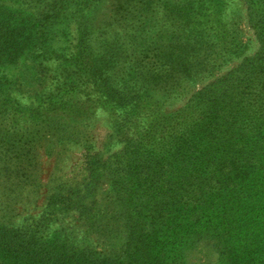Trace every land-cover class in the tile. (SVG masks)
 <instances>
[{
	"label": "rangeland",
	"instance_id": "rangeland-1",
	"mask_svg": "<svg viewBox=\"0 0 264 264\" xmlns=\"http://www.w3.org/2000/svg\"><path fill=\"white\" fill-rule=\"evenodd\" d=\"M217 164L264 181V0H0V264H221Z\"/></svg>",
	"mask_w": 264,
	"mask_h": 264
},
{
	"label": "trees",
	"instance_id": "trees-1",
	"mask_svg": "<svg viewBox=\"0 0 264 264\" xmlns=\"http://www.w3.org/2000/svg\"><path fill=\"white\" fill-rule=\"evenodd\" d=\"M206 120L199 125L200 139L211 134L206 122L211 126L212 118ZM186 145L191 150L197 148L195 143ZM246 175V170L217 164L209 176L213 180H206L211 190L203 193L202 202L193 211L195 224H186L200 239L216 238L222 242L221 264H264V181H246ZM214 184H218L216 188ZM188 237L185 234L184 238ZM176 261L173 257L169 264Z\"/></svg>",
	"mask_w": 264,
	"mask_h": 264
}]
</instances>
